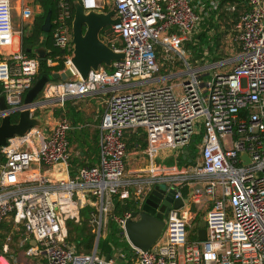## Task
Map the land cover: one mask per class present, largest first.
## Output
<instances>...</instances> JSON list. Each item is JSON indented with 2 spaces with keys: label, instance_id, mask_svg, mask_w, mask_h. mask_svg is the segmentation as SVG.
<instances>
[{
  "label": "built area",
  "instance_id": "built-area-1",
  "mask_svg": "<svg viewBox=\"0 0 264 264\" xmlns=\"http://www.w3.org/2000/svg\"><path fill=\"white\" fill-rule=\"evenodd\" d=\"M78 1L85 12H107L115 4L119 23L104 29L100 38L121 52L123 60L113 62L111 72L100 67L82 80L71 63L72 2L58 0L50 31L61 54L47 58L46 65L61 63L59 73L68 70L71 77L49 81L32 104L24 105L39 60L21 51L1 53L13 46L16 33L11 1L0 0V97L7 106L0 117H18L28 109L30 118L41 122L0 147V225L10 217L22 234L20 245L33 241L27 255L42 264H264V0H246L247 9L234 27L240 52L223 71L218 69L226 68V58L209 64L185 54L184 43L195 45L202 22L191 0ZM213 5L216 9L218 2ZM21 16L27 21L31 11L24 7ZM159 51L174 54L182 70L157 76ZM90 96L104 104L98 162L77 168L67 179L53 180L44 171L70 166L72 126L65 117L46 115L44 108H62L69 99ZM137 130L145 133L152 159L161 151L177 159L201 134L196 154L190 150L200 162L191 173L155 165L126 178L125 135ZM157 185L173 187L175 198L184 204L169 210L159 240L147 252L128 244V252L117 250L107 260L96 247L78 254L67 241L66 223L79 222L82 209L89 208L98 218L100 234L115 199L139 207ZM182 188L188 189L185 200ZM207 203L202 219L206 238L190 242L186 227L194 213L189 207ZM131 211L111 215L119 232ZM0 248V264H11L5 256L8 246Z\"/></svg>",
  "mask_w": 264,
  "mask_h": 264
},
{
  "label": "crops",
  "instance_id": "crops-1",
  "mask_svg": "<svg viewBox=\"0 0 264 264\" xmlns=\"http://www.w3.org/2000/svg\"><path fill=\"white\" fill-rule=\"evenodd\" d=\"M10 1H11L12 10H15L18 7L20 8L19 4H21L23 7L30 8L32 20L36 21V19L39 18L43 14V11L41 14H39L40 12L38 8L41 10L42 8L40 7L39 4H37L36 0H10ZM33 2L35 3V9L32 8V4H34ZM214 2H218V6L216 9H214V5H213ZM191 3L192 5H195L199 8L200 16L202 17V22L199 28V32L202 31L205 27L207 29L209 41H208V46L206 48L212 49L214 51V54H216V56L221 55V56H218V58H222L223 55L226 56V58L233 57V56H234L233 58L237 57L240 52V48H239L238 43L234 40V27L241 13L247 9L246 0H191ZM23 23H25V21H21V24ZM30 29H31L30 26H26V28H24V24L20 25V30H17V32H15L16 39H15L13 46L2 50L1 53L9 54V53L16 52V51H21L24 54L28 53L27 46L26 48L24 47V39L30 35ZM43 42H44V36H40L37 39V41L35 40V43L32 46V49L44 48ZM187 43H190V42H186L185 44ZM218 52H223V54L218 53ZM30 53L34 55V57H31V58H37L39 60L36 54H34L33 52H30ZM47 53L48 51L46 50V55ZM159 53L163 55V59L168 62L165 69H163L164 72H166L164 75H166L169 72H173L177 69V67H175L174 65L175 63L180 65L179 62L174 61V60H177V57L174 54L172 53L164 54L161 51H159ZM0 59H1V56H0ZM160 66L162 67V64ZM167 82L168 81H166L164 84L169 85L170 83H167ZM161 84L163 83H160V85ZM103 109H104V104H103L102 98L90 96V97L69 99L68 101H66V103L64 104L62 108L55 107V106L53 107L48 106L47 108H44V111L46 115L51 116L53 119L59 118V117H65L70 122L72 126V130L69 132L68 136L71 137L72 140L76 138L75 136L76 132L80 134L81 137H84L85 136L84 133H87L89 140H90L94 132L97 131L99 133V124H100ZM68 111L80 114L81 115L80 123L73 124L72 120L66 117V113ZM56 112H58L59 114L56 115ZM92 128L94 129L92 130ZM98 137H99V134H98ZM132 138H134L136 141H138L139 139L144 141L145 148L141 149L138 143L133 142L134 146L131 149H129L132 151L130 152L127 149V143ZM125 143H126V151H127L126 152L127 157L125 159V165H124L126 178H135L138 172H142L150 168L151 166L154 167L155 165L169 167V168H173L174 166H176L177 169L183 170L184 172H187V173H191V167H193L195 163L198 164L200 162L199 158L197 157V159L196 160L194 159L191 163H188L187 161L182 160L183 162L181 164L180 162H177L178 158H179V161H180V158H182V154H179L177 159H173L172 157L173 163L167 164L165 161L168 160L167 158H169L171 155L167 151L159 152L156 158L154 159L149 158V155L146 153V148H147L146 135L141 130H137L134 132L133 131L128 132L125 135ZM70 148L72 152L74 153L71 159V163L69 164L70 166H65V165L55 166L52 169L44 171V174L46 176H48L49 178L53 180H57V179H67L68 177H71L74 175L77 168L72 170L71 164H72V161H74L75 159H80L81 151L78 148L76 141L70 143ZM132 155L134 158H131ZM71 171H74L73 175L70 174ZM187 190H188L187 188H184V189L182 188L180 190L181 196L184 198V200L186 198ZM130 193H131L130 196L133 197L134 190L131 189ZM117 202H118L117 199H115V205ZM125 202L126 201H124V203ZM129 202L127 201L125 204L124 203L121 204V206L126 205ZM209 206H210V203H207V204L200 206L201 208H198V207L197 208L200 209V211L202 210L205 211V209H207ZM192 207L190 206L189 208L192 209ZM85 209L86 208L82 209L81 213L82 211H85ZM112 214L117 215L115 214V208ZM193 215L195 219L197 214H193ZM82 219H84V216L82 217ZM21 239H22V234L19 228L13 225L10 217L6 218L5 221L0 225V246L1 245L8 246L9 250L5 254V256L9 258L11 264H35L32 262V260H35L37 264H42L40 259L30 257L29 255H27L26 250L28 247L24 251H19V249L24 247L20 245ZM16 251L20 252V254L22 253L21 255L22 259H17V257L16 258L13 257L14 252ZM1 253L2 251L0 248V254Z\"/></svg>",
  "mask_w": 264,
  "mask_h": 264
},
{
  "label": "water",
  "instance_id": "water-1",
  "mask_svg": "<svg viewBox=\"0 0 264 264\" xmlns=\"http://www.w3.org/2000/svg\"><path fill=\"white\" fill-rule=\"evenodd\" d=\"M73 19L71 22L72 33V56L71 63L82 80H85L90 71L97 72L100 67L112 68L113 62L123 60L121 52L113 51L100 38L102 30L119 23L115 17L116 6L112 4L107 12L83 10L78 0H72ZM51 30V11L48 10L41 26L43 33ZM27 52H33L39 59L46 57L44 48L32 49L27 45ZM71 73L68 70L53 72L41 75L32 88L25 94L23 103L30 105L38 97L44 85L49 81H66L70 79ZM7 106L4 97H0V112H6ZM39 118H30L28 109L19 112L17 122L12 123L11 117L4 114L0 117V147L6 144V140L14 135H23L31 127L40 126ZM245 164H249L246 153L241 154ZM194 155L190 150H184L182 160L191 163ZM176 191L167 185L154 186L144 197L139 207H134L130 217L125 220L121 236L126 242L141 252L150 250L159 240L164 228V219L170 209H179L183 201L175 198ZM206 238L205 224L201 221L198 224L197 239L204 241ZM33 241L30 245H34ZM110 259V255H106Z\"/></svg>",
  "mask_w": 264,
  "mask_h": 264
},
{
  "label": "trees",
  "instance_id": "trees-1",
  "mask_svg": "<svg viewBox=\"0 0 264 264\" xmlns=\"http://www.w3.org/2000/svg\"><path fill=\"white\" fill-rule=\"evenodd\" d=\"M72 2V0H67ZM37 4L40 5L42 8L43 14L36 19L34 22V25L30 29V35L24 39V47L26 48L27 45L33 46L35 43V40L40 36H44V42L43 46L44 48L48 51L46 57L44 59H39V70L38 74L35 78V81L43 74H51L53 72H58L62 70V64L60 63L56 67H47L46 65V59L51 58L55 59L56 56L61 54V51L53 46V41H52V36H51V31L49 33H43L41 31V26L43 24L44 18L46 16V13L48 10L51 11V21L55 18L56 16V5L58 0H36ZM205 27V26H204ZM106 29V28H105ZM103 32V30H102ZM195 45H192L193 43H187V45H190L192 54H193V60H197L201 58V53L203 49H207L206 47L208 46V34H207V29L206 27L198 32L195 35ZM208 52H211L212 55H214V51L212 49H207ZM29 57H34L32 53H26ZM217 59V58H216ZM215 61V60H213ZM108 72H111V69L105 68ZM59 113L56 112V115ZM66 117L70 120H72L73 124L80 123V118L81 115L78 113L74 112H67ZM17 120L16 116L11 117V122L15 123ZM84 133V132H83ZM85 136L81 137L80 134L76 132V138L72 140L71 137L68 136V140L70 143L72 142H77L78 148L80 149V159H75L72 161L71 167L72 170L83 167V166H94L97 163V157L99 153V148H98V132H94L92 138L89 140V137L87 133H84ZM201 141V134L198 136H195L189 146V149L193 154H196V146L200 143ZM138 143L141 147V149L145 148V142L142 140L136 141L134 138L130 139L129 142L127 143V149H131L134 146V143ZM133 143V144H132ZM180 162L182 161V158H180ZM74 171H71L70 174L73 175ZM133 209V206L130 203H127L126 205H119L117 202L115 205V214L121 215L126 211H130ZM89 209H85V211L82 212H87ZM81 216L83 217L84 215L81 213ZM84 220V219H83ZM67 226L69 227V233L74 232L75 233V240L78 241L81 245H84L85 251H90L93 246V236L88 235L87 237H83L80 229V225L78 224H73L72 222H67ZM82 242V243H81ZM117 250H123L125 252H128L130 250L128 243L121 238L120 232L116 228V232L114 234H108L105 238H102L101 244H99L98 247V252L101 255H111L113 252Z\"/></svg>",
  "mask_w": 264,
  "mask_h": 264
},
{
  "label": "rangeland",
  "instance_id": "rangeland-1",
  "mask_svg": "<svg viewBox=\"0 0 264 264\" xmlns=\"http://www.w3.org/2000/svg\"><path fill=\"white\" fill-rule=\"evenodd\" d=\"M19 5H20V8L18 7L15 10H12V22H13L14 30H16L15 32H17V30H20V25L24 24V28H26V26L32 27L34 25V22H35V20H32L31 18H30L31 20L28 19L29 21L27 20V22L24 18H23L24 20L22 19L21 12H22L24 7L21 4H19ZM16 6H18V5H16ZM32 8L35 9V3L32 4ZM28 9L30 10V8H28ZM38 10L40 12L39 14H41L42 10L39 8H38ZM21 21H25V23L21 24ZM183 48H184L186 56H188V58H190L192 60V58H193L192 52L193 51H191L190 45H187L184 43ZM187 52H190V55H187ZM218 53L223 54V52H218ZM218 56H221V55H218ZM218 56H216V54L212 55V53L208 52L207 49H205V50L203 49V51L201 53V58L197 59V60L201 63V59H202V61H205V62H208L209 64H211L213 62V60H215L217 62V61H220V60L226 58V56H224V55L222 58H218ZM233 57L226 58L227 59L226 68H219L218 70L219 71H223L224 69L228 70L230 67L228 63H230V64L232 63ZM174 58H176V57H174ZM174 61H176V60H174ZM158 63H159V65L162 64V67L160 66L161 68H160V71L157 74V76H162L166 73V72H164L163 69H165L168 62L163 59V55H161L160 53L158 54ZM174 65H175V67H177L176 70H182V67L180 65H178L176 63ZM192 66H194V65H192ZM167 83H170V82H167ZM173 84H175V82ZM93 129L94 128H92V130ZM129 151L132 152L131 150H129ZM167 157H169V156H167ZM131 158H134L133 155ZM167 159L168 160L165 161L167 164L173 163V159H172L171 155ZM158 161H160V160H158ZM177 162H180L179 158H178ZM180 163L182 164V162H180ZM191 210H192V213L197 214V216L194 220L190 221L189 225L186 227L187 240L190 242L197 240L198 224L202 221L203 215L207 211V209H205V211L204 210L200 211V209H198L197 206H194V207H192ZM82 214L84 215V220L81 217L79 222H77V223L72 222V223L80 225L81 233L83 234L82 236L84 238L87 237L88 235L93 236L92 249L90 251H85L84 245L83 244L79 245L80 243L75 240V233L74 232L69 233V229H68L69 227L67 226V223H66L67 241H69L70 243H72L75 246L74 249H75L76 253H78V254H89V253H92V251L95 249V247L98 249L99 244H101V242H102V238L106 237L108 234L112 235L116 232V226L114 223H112V221L110 219L112 213H108L102 219L101 229H100L101 232L99 234L97 232L98 231V224H97L98 218L95 216V214L91 215L89 212H87V213L85 212V214H84V212H82ZM29 246H30V244L28 242L23 248L19 249V251H24ZM21 255H22V253L20 254V252L16 251V252H14L13 257H15V258L17 257V259H22ZM32 262L37 264L35 260H32Z\"/></svg>",
  "mask_w": 264,
  "mask_h": 264
}]
</instances>
